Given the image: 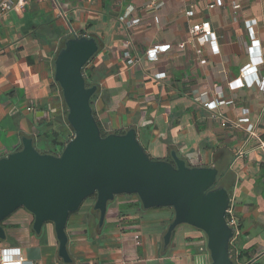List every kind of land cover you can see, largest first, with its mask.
Returning a JSON list of instances; mask_svg holds the SVG:
<instances>
[{"label":"crops","instance_id":"0c3cea01","mask_svg":"<svg viewBox=\"0 0 264 264\" xmlns=\"http://www.w3.org/2000/svg\"><path fill=\"white\" fill-rule=\"evenodd\" d=\"M55 1L66 7L65 19L48 0H30L22 12L0 15V158L17 151L23 136H34L36 146L40 124L59 110V91L51 82L63 37H92L99 51L86 71L100 77L94 114L102 131L135 129L152 159L168 161L174 152L190 167L213 166L222 172L232 181L238 234L230 245L236 264H264V148L244 125L234 126L248 118L264 143L259 85L264 77V0H224L212 10L206 9L210 0H161L156 10L145 9L150 0ZM233 3L239 8L232 9ZM190 7L192 22L209 23L218 54L208 43L187 40L184 12ZM129 19L139 23L129 27ZM154 45L167 49L149 61L145 52ZM125 51L133 65L127 64ZM201 94L202 102L225 104L205 108L195 100ZM90 202L67 220L70 264H210L205 236L189 226L178 236L174 230L164 245L171 209L141 210L134 199L117 197L99 227ZM30 221L24 210L11 215L3 224L7 239L0 250L16 249L25 264H64L53 225L46 224L36 236ZM10 261L15 264L16 258Z\"/></svg>","mask_w":264,"mask_h":264},{"label":"water","instance_id":"95a60500","mask_svg":"<svg viewBox=\"0 0 264 264\" xmlns=\"http://www.w3.org/2000/svg\"><path fill=\"white\" fill-rule=\"evenodd\" d=\"M98 51L94 38L72 33L54 60L53 82L60 88L73 131L60 154H41L33 140L23 136L20 150L0 158V241L7 239L1 223L23 209L33 218L31 230L36 236L46 224L53 225L58 258L70 264L65 232L70 214L92 198L102 227L108 204L134 195L143 210H172L165 246L176 227L186 225L205 236L210 264H233L229 246L235 229L226 221L231 195L216 186V168L187 166L174 152L171 161L152 159L135 129L101 136L90 105L97 87H86L82 75Z\"/></svg>","mask_w":264,"mask_h":264},{"label":"built area","instance_id":"2783aa9c","mask_svg":"<svg viewBox=\"0 0 264 264\" xmlns=\"http://www.w3.org/2000/svg\"><path fill=\"white\" fill-rule=\"evenodd\" d=\"M30 0H1L0 1V15L4 12L8 11H15L17 13H20L24 10L25 5L29 2ZM53 4L56 8V11L58 13V16L62 17L65 19L66 16V7L63 5H60L57 3L55 0H53ZM162 5L161 0H150L149 3L145 6L146 10H156ZM224 5V0H210L206 4V9L212 10L216 7H222ZM239 8V5L236 3L232 4V9L236 10ZM130 12H128L125 15V18L128 17ZM189 24L187 26V40L189 42H194L197 43L198 45L202 46L205 43H208L211 53L212 54H218L219 49L217 46V41H216V36L212 32L210 25L207 21H201V22H192V19L194 17V11L192 7L189 9H186L184 12ZM139 23L138 19H129L127 21V24L129 27L133 25H137ZM128 46V43L125 44ZM183 47V44L180 45ZM167 49V46H159V45H154L145 52V57L149 61H155L157 59V56L160 53L165 52ZM252 50V49H251ZM197 53H200V51H197ZM124 58L127 60V64L133 65L134 60L131 56V54L128 51H125L123 53ZM201 64H205V61L202 60L200 62ZM246 68H244L242 71H244ZM164 74H158L156 78H163ZM260 88L264 94V77L262 80L259 82ZM205 94H201L198 98L195 100L197 102H202L203 97ZM231 103L230 101L227 102L226 104ZM225 104V101L223 100H217L215 103H209V102H202V106L205 108H211V107H217L220 105ZM27 111H31V108H27ZM246 113V112H245ZM240 125H244V129L246 133L248 134L249 137L251 138H256L259 144V148L263 149L264 148V143L259 139L258 135L255 132V127L250 124L249 119L244 117L240 118L237 120V122L234 124L235 127H240ZM73 138V137H72ZM71 140V139H70ZM134 199V198H131ZM232 206H231V201L229 208L226 211V221L228 226L233 227L235 229V234L234 237L238 234V231L236 229V220L234 218L233 212H232ZM134 240L136 242V245H139V236H135ZM15 257L16 262L15 264H25L26 262L24 259L19 255L18 251L16 249L13 250H8V249H1L0 250V264H12L10 261L11 258Z\"/></svg>","mask_w":264,"mask_h":264},{"label":"trees","instance_id":"16d2710c","mask_svg":"<svg viewBox=\"0 0 264 264\" xmlns=\"http://www.w3.org/2000/svg\"><path fill=\"white\" fill-rule=\"evenodd\" d=\"M71 37H72V34L63 37L61 45L58 48L57 52L55 53L54 60L56 58L57 53L63 48L65 41L70 39ZM89 63H90V61L83 67L82 75H83L86 87H92V86H96L97 87L96 92L90 98V105H91V108H92L93 115L95 117V114H94V101H95V99L97 97V94H98L100 77H99L98 74L97 75L93 74L92 70L86 71V68H87ZM53 67H54V62H53ZM51 87H55L56 89H58V91H60L59 86L53 81L51 82ZM55 119H56V117L54 115H52L51 117H48L47 119L44 120V122H42L40 124L41 126L37 130L35 138H37V139L39 138L41 141H44L45 143L46 142L48 143V148L47 149L45 148V150H43L41 152L37 150L41 154H49V155H53V156H58L60 154L61 150L63 149V147L65 146V144L69 141L68 140L66 143L62 141L61 138L65 137L66 134L63 131L61 132L60 130H58L57 128L54 127ZM97 125L100 128L102 137H105L107 134H109V133H106V132L102 131V129H101L100 125L98 124V122H97ZM72 133H73V131H72ZM114 133L115 134H123L124 132H119V133L114 132ZM29 137L32 140L34 139V136L33 137L29 136ZM72 137H73V134H71V138ZM59 139H61V140L59 141ZM20 148L18 150H20ZM168 161H171V159L169 158ZM221 175H222V172L218 171L219 181L217 182L216 186H222L231 195V193H232V191H231L232 190V181L229 180V179L222 178L223 176H221ZM124 197L126 199L134 198L135 206L139 207L141 210H143L142 206H141V204H140V202H139V200H138V198L136 196L133 195V196H124ZM19 210H23V209H19ZM5 221L6 220H4L1 223L3 228H4L3 224H4ZM32 222H33V218L31 216L30 226L32 225ZM31 232L33 233L32 230H31ZM0 243H1V241H0ZM231 252H232V250H231V245H230L229 246V255H230V257H231ZM231 260H232L233 264H236V261L234 260V257H232Z\"/></svg>","mask_w":264,"mask_h":264},{"label":"rangeland","instance_id":"374dc122","mask_svg":"<svg viewBox=\"0 0 264 264\" xmlns=\"http://www.w3.org/2000/svg\"><path fill=\"white\" fill-rule=\"evenodd\" d=\"M48 1L50 2V1H53V0H48ZM46 3H48V2H46ZM58 98H59V101H60V107H59V110L56 111L53 114L56 117L55 123H54V127L57 128L58 130H60L61 132L63 131L66 134L65 137L61 138L62 141L66 143L68 140L72 139L71 138V134H73V133H72L69 125L67 124V121H66L67 110H66L64 102L62 100V95H61L60 91H59V97ZM61 139H59V141ZM35 148H36V150L41 152V151L45 150V148L46 149L48 148V143L47 142L45 143L44 141H41L38 138ZM120 198H124V196H120ZM91 200H92V198L87 199L86 201H84V203L81 206V209H84V208H86L87 205H90V203H91L90 201ZM96 214H97V212H96ZM185 228H188V227L186 225H180V226L176 227L175 235L178 236ZM232 257H234L233 251L231 252V257L230 258H232Z\"/></svg>","mask_w":264,"mask_h":264},{"label":"flooded vegetation","instance_id":"af4514ba","mask_svg":"<svg viewBox=\"0 0 264 264\" xmlns=\"http://www.w3.org/2000/svg\"><path fill=\"white\" fill-rule=\"evenodd\" d=\"M236 256L234 255V260H235ZM236 261V260H235Z\"/></svg>","mask_w":264,"mask_h":264}]
</instances>
